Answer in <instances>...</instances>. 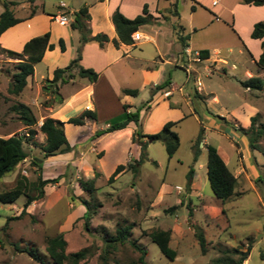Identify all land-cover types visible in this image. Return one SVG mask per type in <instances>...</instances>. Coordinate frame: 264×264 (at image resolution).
<instances>
[{
	"label": "rangeland",
	"instance_id": "obj_1",
	"mask_svg": "<svg viewBox=\"0 0 264 264\" xmlns=\"http://www.w3.org/2000/svg\"><path fill=\"white\" fill-rule=\"evenodd\" d=\"M7 1L16 3L10 7L15 17L23 19L30 14V0ZM57 1L46 0V6L50 7ZM190 2L194 0H180L177 7L183 16L181 25L185 27L187 17L184 16L192 13L198 5L192 4L194 9L191 10ZM206 10L211 15L210 9ZM39 13L42 14L41 11ZM163 17L170 20L176 39L177 31L173 27L180 26L173 15V8L168 16ZM219 19V22L212 21L214 24L211 27L196 34L190 46L193 49L201 44L230 48L229 54H226L228 50L221 51L222 56H227L225 70L219 69L208 75L206 71L210 68L207 67L211 65L206 62L198 64V56L193 53L191 60H181L177 66L165 67L171 81L176 87L182 86L186 93L187 103L185 105L182 102L180 108L182 117L178 118L175 112L159 113V117L162 116L160 121L177 123L173 127L179 139L177 151L168 158L162 143L148 144L147 160L139 166L137 176L125 171L111 183L108 179L118 165L138 159L139 146L132 144L131 139L122 134L119 137H105L94 143L93 147L90 127L79 134L74 131L73 125L68 124L66 134L72 146L71 151L44 158L40 146L45 144V136L39 127L40 122L51 114L53 107L48 106L49 109H46L33 105L31 111L36 124L30 128L24 127L10 111L11 105L24 101V98L7 93L17 60L10 59L5 53L0 54V134L6 138L15 135L29 139L26 133L29 129L34 131L32 139L24 140L23 143L28 157L0 179V194L13 190L20 182L30 189L38 177L44 180L57 178V183L44 186L43 197L32 202L22 216L20 213L26 200L24 196L13 203H0V264H39L25 253L15 252L14 246L20 249L34 248L43 264H52L45 252V241L59 234L66 242V254L88 250L85 260L78 264H140L137 261L140 254L129 244L117 245L115 250H109L104 263L101 259L102 252L107 249L104 240L114 236L116 229L125 225L131 226L128 239L145 249L144 264H264V138L259 139L257 149L253 150L239 131L241 127L248 128L250 125V118L245 120L249 108L254 111L251 117L258 116L257 124L264 123V88L245 92L247 89L238 82L241 75H237L238 71L233 72L230 67L235 64L240 69L245 68L251 77H259L264 72L256 64L250 63L248 51L241 49L239 52L237 49L236 45L244 43L238 39L232 21L227 16ZM201 21L202 18L199 19ZM167 24L162 25L158 37L164 49L173 43ZM188 28L187 36L191 32ZM146 33L149 37L153 35L152 31ZM180 33L184 35L181 30ZM212 37L216 39L212 40ZM177 43L183 54L186 40L184 45ZM153 52L152 43H141L133 53L141 55L144 60L125 62L134 71L139 70L140 64L147 66L145 59H149ZM54 65L64 68L67 65L66 57H59L51 66ZM47 67L42 63L36 66L35 76H45ZM149 67H152L151 64ZM197 79L203 94L197 92L200 88ZM68 91L69 86L61 89L62 94ZM27 94L24 92V95ZM210 94L218 99L219 105L212 104ZM148 98L149 87L139 89L136 97L126 99L119 92L108 90L98 97L99 119L94 124L101 126L107 122H120L123 120L124 100L134 109ZM44 101L51 103L52 98L45 95ZM239 105L245 109V112L236 113L240 121L233 119L231 113ZM220 108L224 112L222 116L218 112ZM78 110L79 107L75 108L74 113ZM148 112L149 108L145 105L140 120L142 132L147 129L149 134H155L161 129L156 132V123H147ZM132 126L128 128L133 130ZM200 132L202 145H198V157L193 162V145ZM207 145L217 150L237 180L234 195L225 202L213 195L207 180ZM35 159L41 161V169L33 165ZM190 170L192 177L188 183L187 174ZM93 177L95 190L92 193L83 191L78 180ZM25 192L36 195L31 189ZM81 200L86 201L93 212L87 226L83 219L86 209L81 205ZM189 210L192 212L190 217ZM156 230L170 232L169 247L176 253L174 260L163 256L151 241L149 233ZM195 233H202L206 244L205 253L201 252ZM248 245L251 246L248 257L240 263V256Z\"/></svg>",
	"mask_w": 264,
	"mask_h": 264
},
{
	"label": "crops",
	"instance_id": "obj_2",
	"mask_svg": "<svg viewBox=\"0 0 264 264\" xmlns=\"http://www.w3.org/2000/svg\"><path fill=\"white\" fill-rule=\"evenodd\" d=\"M179 1L180 0H58L54 5L47 7L46 0H32L30 5L35 12L30 17L27 14L22 22L8 28L0 36L1 48L13 52H21L23 45L27 41L42 36L45 33H49V43L53 45V50L44 53L41 62L34 66L33 75L26 79V86L19 94L22 99L24 98V101L20 100V103L28 106L30 110H32V106L35 104L42 106V103L45 100V95L42 92L43 83L46 80H51L53 71L57 69L55 65L51 66L53 61L57 60L59 57L65 56L68 65L69 62L75 58L76 50L79 46V33L76 30H72L70 24L73 21V14L81 7L87 8L90 18L88 21V28L91 32V36L102 34L107 36L109 42H107L103 48H100L95 42H88L81 47V60L79 65L84 69H92L95 71L98 74L97 81L90 83L86 79L75 77L73 80H70L65 84L58 85V93L62 98V103L58 104L52 102L49 106L53 107V109L50 111L51 114L46 118H51L63 123V131L71 148L72 146L70 145L69 138L66 134V127L68 126L67 121L70 118H75L86 110L93 111L96 115V121L86 120L84 125L74 126V131H77L79 134L84 133L83 130L90 127L89 133H91V137H93L96 131L104 130L108 127V122L101 126L94 124L97 123V120L99 119V114L97 112L99 106L98 97L102 93L106 94L108 90L117 91L124 97V99H126L131 96L123 95L121 93L123 89H135L139 93V89L149 87V98L146 100L148 101L146 106L149 108L147 123H156V132L162 129L164 124L167 123L164 120L160 121L162 116L159 117L161 115H159V113H162V111L166 114L175 112L178 115V118L182 117L180 108L182 102H184L185 105L187 103L185 98L186 93L183 92L182 86L176 87L171 81L170 73L169 71H166L165 67L171 65L177 66L181 60H183V62L191 60V53L198 55L199 51L206 50L208 51V58L196 59L198 64L206 62L211 65L207 67L210 69L209 71H206V73L209 75L210 72L224 69L227 65V56H222L221 51L224 50L226 52L228 50L226 54H229L230 48L221 49L219 46H206V44H201L193 49L192 46H190L194 36L206 28L211 27L214 24L212 21L219 22V17L227 16V19L232 21V25L236 29V34L239 35L238 39H241L244 43L242 45H236L237 49L239 52H241V49L248 51L250 63L256 64V61L261 54L260 41L251 39L250 34L255 23L264 21V4L254 6L245 4L244 0H194L193 3L190 2V6L195 3L198 5H196L197 8L192 13L187 15L186 12L187 16H184L185 18L187 17L186 27L185 25H181L183 20L182 12L179 13L177 10L179 18L176 19L178 25L181 27V32L184 33L182 36H187V26L189 27L188 31H191L190 34H188L189 36H187L185 50L182 54L177 39H175V35L173 34L170 20H165L163 17L169 15V11L174 4L177 9ZM60 4H64V7H60ZM144 5H146L147 12L152 19L147 25L141 27L138 34L147 35L146 31H152L153 35H150L151 42L149 43H152L154 52L149 59H145V62L147 63L146 67H143L140 64V69L134 71L127 65L125 60H144L140 57L141 55L133 53L134 49L141 43H135L132 46L120 44L115 48L112 41L117 40V35L111 22V16L117 10L125 18L134 19L136 16L142 14ZM207 8L210 9L209 11H211V15L206 10ZM40 11L42 14L39 13ZM1 12L2 7L0 6V13ZM54 16L66 17L67 23L61 25L55 22L53 20ZM201 18L203 21L200 23L199 19L201 20ZM152 23H154L153 26H150ZM164 24H167L170 27L169 30L173 39V43H170L171 45L168 49H164L158 40L161 27ZM211 39L215 40L216 38L212 37ZM59 41H62L64 44L65 49L63 52L60 51ZM41 63L48 67L46 74H44L45 76L40 75L37 78L35 76L36 66ZM149 64H151L152 67H149ZM230 69L233 72L238 71V74H236L241 75V80H238V82L251 78V73L245 68L240 69L234 64ZM119 75L120 77H118ZM259 77L264 80V74ZM166 80L168 81V86L155 92V86ZM196 82L200 83L198 79ZM65 86H69V91L66 94H62L61 89ZM24 92L29 94L26 96L24 95ZM197 92L198 94H203L201 84L200 88L197 89ZM245 92L250 93V90H245ZM210 96L212 104L219 105L218 99L214 95L210 94ZM207 100H209V98ZM124 105L128 107V112H134V109H137L143 104L133 109V106L124 100L122 111ZM49 107L47 108L49 109ZM77 107H79V110L74 113V110ZM218 112L220 113V116L224 114L221 108ZM237 112H245L243 105H239L231 112L232 115H234L232 118L240 121L241 119L238 117L239 114H236ZM247 112L248 114H246L245 120H249V118H251L250 114L254 111L249 108ZM141 116L142 110L140 111V120ZM42 122L43 121H41L40 124ZM130 125H133L132 127L135 128L134 124L130 123L127 128L103 134L98 138L93 139V147L94 143L96 144L100 142L105 137H119L122 134H125L131 139L133 130L128 128L131 127ZM143 132V134L150 133L147 129L143 130ZM0 137L6 138L3 134H0Z\"/></svg>",
	"mask_w": 264,
	"mask_h": 264
},
{
	"label": "trees",
	"instance_id": "obj_3",
	"mask_svg": "<svg viewBox=\"0 0 264 264\" xmlns=\"http://www.w3.org/2000/svg\"><path fill=\"white\" fill-rule=\"evenodd\" d=\"M32 2V0H30ZM245 4H250L254 6H260L264 4V0H244ZM16 3L0 0V6L2 7V12L0 13V36L8 28L20 23L23 19H19L14 16L13 11L10 9ZM173 15L179 18V14L176 9V5L172 6ZM194 6H191V10ZM35 12L32 8L29 17ZM152 17L147 12V7L144 5L142 9V14L136 16L134 19H127L117 10L111 16V22L114 26L117 40H113L112 44L117 48L120 44L126 46L134 45L131 36L139 30L144 25H147L151 21ZM90 20L88 11L86 7H81L77 12L73 14V21L70 24L72 30H76L79 33V46L76 50L75 58H73L69 64L64 68H57L53 71V76L51 80H46L43 83L42 92L52 98V102L62 103V98L58 93V85L65 84L75 77L83 78L94 83L98 79V74L92 69H84L79 65L81 60V47L88 42H95L100 48L109 42L107 36L102 34H97L91 36V32L88 28V21ZM177 31L176 39L181 44H185L187 36H182L180 33L181 27H173ZM251 39L259 40L261 47V54L256 61V65L264 70V21L257 22L253 25L251 34ZM60 51H64V44L59 41ZM53 50V45L49 43V33H45L42 36H38L27 41L22 48L21 52H13L9 50L2 49L0 47V54L5 53L12 60H17L14 66V72L11 75V80L9 82L7 93L9 95L18 96L26 86V79L33 75L34 66L41 62L43 55L46 51ZM199 59L208 58V51H199ZM240 86L247 90L261 91L264 88V80L259 77H251L245 81L239 82ZM168 86V81H164L161 84L155 86L154 91L164 89ZM123 95L136 97L138 91L135 89H123L121 91ZM49 101H44L42 107L47 108L51 105ZM148 103L146 101L143 105L138 107L134 112H128L127 106H123V120L120 122L109 123L108 127L104 130L96 131L93 135V139L107 133H111L117 130H122L128 126V124L133 123L135 128L131 135L132 144H137L140 148V155L137 160L129 162L126 165H118L108 182L114 181V178L119 174L130 171L132 174L137 176L139 171V166L147 160L146 148L148 144L160 142L163 144L165 152L168 158H171L179 147V139L173 127L177 124L176 122H167L164 124L162 129L155 134H143L140 125V111ZM10 111L16 115L19 122L23 124L24 127L30 128L36 124V119L30 110V108L23 103L17 102L10 106ZM257 115L250 118V125L248 128H240V132L245 136L248 147L251 149H257V142L260 138H264V123L257 124ZM86 120L96 121V115L93 111H84L82 114L75 118H70L67 123L73 126H82ZM39 131L45 136V144L40 146V150L44 158L52 157L56 155H62L71 151L66 136L63 131V123L51 118H45L39 127ZM27 138L23 139L22 136H11L8 138L0 137V179L5 175L12 172L20 163H22L27 157V153L23 149L24 140L29 141L34 135V131L29 129ZM202 141L201 132L198 134L195 143L193 145V162H196L198 157V145ZM207 158H206V176L213 195L220 200L225 202L234 195V190L236 188L237 180L233 174L227 169L222 158L219 156L217 150L207 145L205 146ZM40 160L35 159L32 161L34 166L40 168ZM97 175V174H96ZM192 177V170L187 174L188 183H190ZM95 177L89 180H78L80 188L88 193H92L94 188ZM57 183L56 179H42L37 178V181L30 185V189L36 192V195H30L25 191L30 189L27 186H23L20 182L13 190L4 192L0 194V203L7 204L13 203L20 197H25L26 200L22 206L20 216L26 214V208L34 201L39 200L43 197V188L47 184ZM81 205L85 207L86 211L83 215L84 225L87 226L91 215V209L86 201L81 200ZM192 215L191 210H189V217ZM131 226L125 225L116 229L115 235L105 239V249L102 252L101 259L104 263L106 260V255L109 250H115L117 245L129 244L135 251H137L140 256L138 258V263L144 264L143 256L145 254V249L137 244L135 241L128 239L130 235ZM198 245L202 253H205V239L202 233L194 234ZM149 237L153 243L157 246L160 253L170 260H174L176 253L169 247L170 232L156 230L149 233ZM66 242L62 235H56L51 238H47L45 241V252L51 260L52 264H78L79 262L85 260L88 255L87 249H82L80 251L66 254L65 253ZM251 246L248 245L246 250L242 252L239 262L242 263L248 257ZM14 251L18 253H25L33 261L43 264L41 258L39 257L37 251L34 248L20 249L18 246H14ZM129 264H135L131 262Z\"/></svg>",
	"mask_w": 264,
	"mask_h": 264
},
{
	"label": "built area",
	"instance_id": "obj_4",
	"mask_svg": "<svg viewBox=\"0 0 264 264\" xmlns=\"http://www.w3.org/2000/svg\"><path fill=\"white\" fill-rule=\"evenodd\" d=\"M60 7H64V4H60ZM53 20L61 25H65L67 23V19L64 16H54ZM134 44L135 43H149L151 42V38L147 35H139L135 33L131 36ZM200 84V83H198Z\"/></svg>",
	"mask_w": 264,
	"mask_h": 264
},
{
	"label": "water",
	"instance_id": "obj_5",
	"mask_svg": "<svg viewBox=\"0 0 264 264\" xmlns=\"http://www.w3.org/2000/svg\"><path fill=\"white\" fill-rule=\"evenodd\" d=\"M202 144L200 143V146H201Z\"/></svg>",
	"mask_w": 264,
	"mask_h": 264
}]
</instances>
